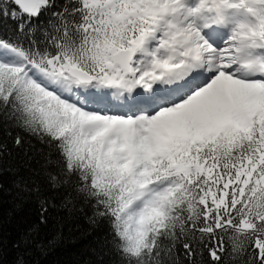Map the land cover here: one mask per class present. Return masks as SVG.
<instances>
[{
	"label": "snow or ice",
	"instance_id": "snow-or-ice-1",
	"mask_svg": "<svg viewBox=\"0 0 264 264\" xmlns=\"http://www.w3.org/2000/svg\"><path fill=\"white\" fill-rule=\"evenodd\" d=\"M264 264V0H0V264Z\"/></svg>",
	"mask_w": 264,
	"mask_h": 264
},
{
	"label": "trees",
	"instance_id": "trees-1",
	"mask_svg": "<svg viewBox=\"0 0 264 264\" xmlns=\"http://www.w3.org/2000/svg\"><path fill=\"white\" fill-rule=\"evenodd\" d=\"M83 247L84 243L81 241H69L46 257L44 264H69L70 261L78 257V253L83 250Z\"/></svg>",
	"mask_w": 264,
	"mask_h": 264
}]
</instances>
